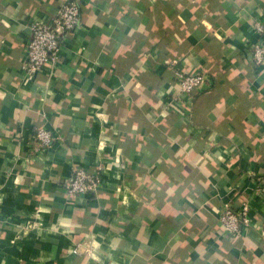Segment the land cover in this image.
I'll return each instance as SVG.
<instances>
[{
	"label": "crops",
	"instance_id": "0c3cea01",
	"mask_svg": "<svg viewBox=\"0 0 264 264\" xmlns=\"http://www.w3.org/2000/svg\"><path fill=\"white\" fill-rule=\"evenodd\" d=\"M64 1L0 0V264H264V0H78L58 63L29 78L30 21ZM197 70L210 88L166 110ZM37 127L61 138L29 156ZM77 165L102 170L95 194L66 193ZM230 200L251 207L237 238Z\"/></svg>",
	"mask_w": 264,
	"mask_h": 264
},
{
	"label": "built area",
	"instance_id": "2783aa9c",
	"mask_svg": "<svg viewBox=\"0 0 264 264\" xmlns=\"http://www.w3.org/2000/svg\"><path fill=\"white\" fill-rule=\"evenodd\" d=\"M81 21L82 11L78 0L64 1L54 16L30 21V38L25 47L23 63L27 77L32 78L58 63L64 39L78 30ZM253 30L263 35L264 22L255 21ZM249 53L256 66L264 65V41L251 45ZM176 79L178 91L167 105L166 110L169 111L190 112L196 96L212 85L210 77L203 70L177 71ZM60 138L50 129L37 127L30 140L29 156L45 153ZM101 172L102 170L90 171L81 165L75 166L66 184V193L70 197L95 194L101 184ZM254 190L256 196L264 199V174L255 177ZM250 211L248 201L240 206H236L232 200L226 202L218 212L223 235L229 238L240 237L243 228L250 227Z\"/></svg>",
	"mask_w": 264,
	"mask_h": 264
}]
</instances>
